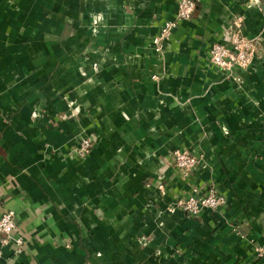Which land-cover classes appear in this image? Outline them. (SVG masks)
<instances>
[{
    "label": "crops",
    "instance_id": "crops-1",
    "mask_svg": "<svg viewBox=\"0 0 264 264\" xmlns=\"http://www.w3.org/2000/svg\"><path fill=\"white\" fill-rule=\"evenodd\" d=\"M176 6L0 0V215L23 236L0 264H264V0H195L157 53ZM238 18L257 47L229 75L209 49ZM210 186L216 211H169Z\"/></svg>",
    "mask_w": 264,
    "mask_h": 264
},
{
    "label": "built area",
    "instance_id": "built-area-1",
    "mask_svg": "<svg viewBox=\"0 0 264 264\" xmlns=\"http://www.w3.org/2000/svg\"><path fill=\"white\" fill-rule=\"evenodd\" d=\"M195 9V0H177V6L172 18L163 22L159 33L152 38L153 49L159 53L162 50V43L168 39L172 30L181 21L188 20ZM239 18L233 21L234 29L230 32L228 40L216 42L209 49V61L219 70L232 74L235 68H247L254 57L257 47V39L247 37L240 30ZM76 153L79 156H85L91 148L92 142L87 136H81L78 140ZM171 160L173 165L183 174L191 172L198 163V156L184 149H175L171 152ZM163 190L162 184L159 185ZM225 197L220 194L217 189L210 186L201 193L195 191L188 196L176 199L171 203L169 211L180 210L188 216H196L202 211L214 212L221 206L225 205ZM16 221L14 212L7 210L0 215V244L4 245L13 242L18 246L17 251L23 245V236L14 233L16 230ZM255 253L258 258L264 262V245L257 246Z\"/></svg>",
    "mask_w": 264,
    "mask_h": 264
},
{
    "label": "rangeland",
    "instance_id": "rangeland-1",
    "mask_svg": "<svg viewBox=\"0 0 264 264\" xmlns=\"http://www.w3.org/2000/svg\"><path fill=\"white\" fill-rule=\"evenodd\" d=\"M91 140V139H90ZM92 142V141H91ZM92 146V145H91Z\"/></svg>",
    "mask_w": 264,
    "mask_h": 264
}]
</instances>
